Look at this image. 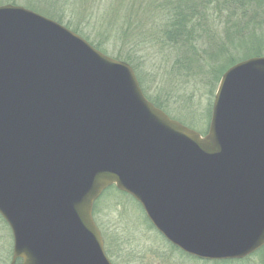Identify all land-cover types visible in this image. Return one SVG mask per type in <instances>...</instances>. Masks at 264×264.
<instances>
[{"label": "water", "instance_id": "1", "mask_svg": "<svg viewBox=\"0 0 264 264\" xmlns=\"http://www.w3.org/2000/svg\"><path fill=\"white\" fill-rule=\"evenodd\" d=\"M110 187L184 254L264 247V56L221 76L204 135L143 95L132 68L20 6H0V217L10 264H110L92 217Z\"/></svg>", "mask_w": 264, "mask_h": 264}, {"label": "rangeland", "instance_id": "2", "mask_svg": "<svg viewBox=\"0 0 264 264\" xmlns=\"http://www.w3.org/2000/svg\"><path fill=\"white\" fill-rule=\"evenodd\" d=\"M171 1L0 0V6L32 8L128 64L148 101L204 135L222 74L255 50L264 51V0H250L241 10L221 0H197L194 9L199 8L186 24L188 49L168 39ZM92 217L110 264H264V247L242 260L205 261L184 254L152 227L136 201L115 188L94 203ZM12 248L11 231L0 217V264H10Z\"/></svg>", "mask_w": 264, "mask_h": 264}, {"label": "trees", "instance_id": "3", "mask_svg": "<svg viewBox=\"0 0 264 264\" xmlns=\"http://www.w3.org/2000/svg\"><path fill=\"white\" fill-rule=\"evenodd\" d=\"M221 1L224 2L225 5L228 4L229 5L228 7L234 8L236 10L243 9L246 2H247V4L250 3V0H221ZM196 5H197V0H173V1H171L170 6L167 7V10H168L167 11V18H168V20H171V22H170L171 30L168 33V39L174 41V43H176V44H181V47L185 48V49H188V47H192L191 42L189 41L190 34L188 35V33H186L185 31L187 30V26H188L187 23H190L189 18L191 16H194L196 11L199 8L197 6L194 9V7ZM201 5H203V4H201ZM217 6H219V4ZM29 10L32 11V8H29ZM243 16L244 15H242L241 17H243ZM231 20H233V19H231ZM238 20H244V19H238ZM186 24H187V26H186ZM238 32H239V30H238ZM188 36H189V38H188ZM188 41H189V43H188ZM262 56H264V51L261 52L260 50H255V53H252V55H250L248 58L262 57ZM123 60L127 61L125 59H123ZM150 102L154 106H156L157 108H160L159 105L153 103L152 101H150ZM111 188H114V187H111ZM261 251L262 250H260L259 252H261ZM16 264H21V260H17Z\"/></svg>", "mask_w": 264, "mask_h": 264}]
</instances>
